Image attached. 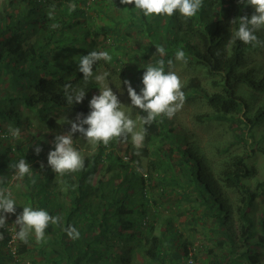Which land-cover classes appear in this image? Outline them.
I'll return each instance as SVG.
<instances>
[{
	"label": "trees",
	"instance_id": "trees-1",
	"mask_svg": "<svg viewBox=\"0 0 264 264\" xmlns=\"http://www.w3.org/2000/svg\"><path fill=\"white\" fill-rule=\"evenodd\" d=\"M52 4H55L54 18L50 19L48 10ZM71 4L76 5L75 11H69ZM89 4L88 0H10L9 11L0 12V83L3 86L0 88V177L5 181L0 187L7 188L9 172L16 171L11 166L26 159L32 166V176L19 181L22 195L29 198L33 208L62 217L59 225H49L46 229V243L37 245L33 234L28 244L13 239L9 246L11 236L19 231V227L14 231L9 228L10 218L15 215L9 214L8 229L3 230V239H0V264H20L26 260L29 264H131L136 257L146 264H179L183 258L193 264L196 256H188L190 242L173 237L176 229L170 220H163L166 230L160 235L155 232L154 218L148 216H156L151 206L157 199L170 196L165 190L167 179L159 174L153 176L152 161L144 172L133 150L125 149L116 158L112 150L106 151L101 144L94 156L84 158V170L74 173V177H59L48 166V153L54 150L52 141L62 130L54 115L56 111L86 116L90 111L87 101L85 105L66 104L63 86L74 87L82 82L83 74L77 70L80 57L104 50L102 40L112 32L108 25L90 28L86 13ZM128 8L144 22L150 40L157 41L152 24L143 13L134 5ZM250 9L241 0H203L197 15L187 21L178 13L172 17L150 18L154 23L162 22L166 33L173 32V48L182 49L190 64L202 69L212 79L211 85L218 89L208 93L195 77L182 88L185 102L198 97L209 109L208 113L195 116L197 123L230 119L246 122L251 128L264 121V76H256L254 70L241 71L247 54L262 46L231 41L238 30L239 17L250 18L254 13ZM54 23L60 27L52 28ZM256 35L264 41L258 32ZM171 53L172 49L167 50L153 65L159 59L166 63ZM110 68L108 62L101 60L94 71L104 73ZM132 81L137 82L136 87L141 86L136 78ZM242 85L260 96V103L251 116H247L249 106L240 95ZM90 88L86 96L98 95ZM167 120L158 119L150 126L145 125L147 135L141 153L145 155L153 141L170 140L162 152L166 159L162 162L168 168V161L175 155L176 164L186 177L182 199L202 207L204 219L212 225L209 241L213 244L200 264H264V208L258 218L254 220L252 216L256 201L264 195V180L251 188L246 179L253 169L245 162L246 157L257 151L264 159V147L228 154L214 170L181 130L165 129ZM7 126L20 130L35 126L37 132H44L42 127H45L51 134L45 141L37 139L35 146L39 145L42 151L36 155L35 147L28 151L22 144H4L11 136ZM260 139L264 140V133ZM241 141V138L237 140ZM115 143H110L108 149L114 148ZM105 160L114 162L117 172L110 174L106 181L100 177L95 185L91 184L96 166ZM160 160L161 157L156 166H161ZM112 167L108 165L107 172ZM114 179L117 184H113ZM157 179L158 198L150 196L151 183ZM22 211L23 207L16 206V213ZM68 225L78 229L79 239L67 236L63 229Z\"/></svg>",
	"mask_w": 264,
	"mask_h": 264
},
{
	"label": "rangeland",
	"instance_id": "rangeland-1",
	"mask_svg": "<svg viewBox=\"0 0 264 264\" xmlns=\"http://www.w3.org/2000/svg\"><path fill=\"white\" fill-rule=\"evenodd\" d=\"M10 0H0V12L5 13V10L9 11L8 2ZM90 6L86 10L87 15L89 16V26L94 28L96 26L108 25L112 28V32L105 36V39L102 40V51H108L112 56V60L108 62L111 67L109 72L110 75L107 78V83L112 88L113 92L118 96L122 104H124L125 110L128 111L131 101L127 94V86L123 84V81L128 80L131 82L132 87L139 93L140 91L137 88H142V76L145 71V66L148 64H153V61L161 58L159 54L156 53L155 46H163L165 50L172 49V53L169 56V59L173 60V67L168 68L167 62L165 63L166 71L172 70L177 73L180 77L183 88L188 83L191 78H197L202 85V88L208 93H213L218 91L217 88H214L211 85L212 79H209L205 76L202 69L197 66L191 65L188 58L187 64L175 60V53L178 49L173 48L171 37L173 32L166 33L163 28V23H154L153 20L147 18V21L152 24L151 29L153 30L157 41H151L150 37L146 35V28L144 22H141L136 14L129 12L128 7L132 5H122L120 0H88ZM252 11L254 8L251 6ZM137 16V15H136ZM153 22V23H152ZM264 30V29H262ZM257 31L258 34L264 40V31ZM168 59V60H169ZM167 60V61H168ZM254 70V74L258 77L264 76V46L255 49V51L249 52L247 54L246 61L241 68V71L245 70ZM97 74H103L102 71ZM133 78H136L140 87H136V81H132ZM218 80V78H215ZM134 82V83H133ZM82 82H79L77 85H81ZM74 86V87H75ZM3 87L0 83V88ZM88 89L93 87L99 94L100 85L95 83H90ZM196 95V94H195ZM241 97L247 102L249 106V111L246 112L247 116H251L254 110L260 103V96L249 90L245 86H241L240 90ZM92 97L85 96V99L82 103H89ZM19 110H23L24 114L27 113L26 109L19 107ZM209 109L206 107L204 101L200 98H194L189 102H185L183 108L178 111L175 116L167 120L165 129L175 128L176 131L181 130L180 132L186 136V139L190 143H195L200 150V153L204 156L206 164L209 165L211 169H217L220 164L223 162L224 158L228 154H240L249 150L250 148L264 147V140H261V135L264 133V121L262 124L249 127L244 122H239L237 120H224V121H209L204 123H197L195 121L196 115H201L208 113ZM55 113V111H54ZM142 112H139L138 109H134L132 112L133 119H137ZM55 118L58 123L62 126L61 134H65L70 131L71 125L69 123H64V117H67L68 120L75 121L77 114L73 112H60L56 111ZM86 116V115H84ZM242 120L245 121L244 118ZM85 127H87L85 125ZM10 126L6 127V131L9 132ZM13 128V127H11ZM45 129L44 132H37L35 126L31 129H22L20 130L19 138H13L12 136L8 137L7 141H4V144H22L27 147V150L30 151L31 148H34L36 145L37 139L40 141H45L46 137L51 134L50 129ZM166 130V131H167ZM173 131H169V134H172ZM11 135V134H10ZM241 138L243 141L237 142ZM74 147L80 151L81 155L85 157L94 156L96 146L89 145L82 137L79 132L73 135ZM17 140V141H16ZM169 139L166 141L156 140L149 144L148 152L145 155H142L141 149L139 150L140 155V166L143 168V171L147 170L150 162L154 165L152 169L153 176L156 177L158 174L167 179V185L165 190L170 194V196L163 197L162 199H157L156 203L151 206L152 210H156V216L148 214L150 218H154L156 233L162 235V232L165 231L164 219H169L172 223V227L176 229V234L173 236L180 240H185L190 242L188 249L190 250L188 256L195 254L196 259L193 264H200L202 257L205 256V252L213 244V241H209L211 238V229L212 225L208 219H204L202 215V207L197 206L190 201L182 199L181 194L186 190L184 187V182L186 177L180 171V168L176 164L175 155L170 158L169 167H166V159L162 156V152L165 149V145L169 142ZM246 142V143H245ZM114 148L108 149L106 151L112 150L111 152L115 153V157L122 156L125 149L133 150L134 149L130 139L127 143H115ZM227 149V150H226ZM161 157V166H156L155 162ZM154 162V163H153ZM245 162L248 167L253 169L251 176L246 179V183L254 188L257 183H261L264 180V159L259 151L255 154H250L245 158ZM108 165H113V170L107 172L106 167ZM97 171L94 172L91 179V184H96L97 180L102 177L104 181L108 180L110 174L117 172V165L114 162H109L105 160L104 162L96 166ZM58 176V175H57ZM69 176L74 177L75 174H69ZM60 177V176H59ZM6 178V177H5ZM174 178V182L173 181ZM7 179V188L12 192V196L16 201V205L23 207L29 204L28 197L22 195V190L17 187L19 181L15 179V172H9V177ZM5 179V180H6ZM157 182V184H156ZM113 184H117V179H114ZM26 184L24 185V187ZM27 187V186H26ZM159 190V181L157 179L153 180L150 188V196L158 198ZM51 195V194H48ZM156 195V196H155ZM194 196V195H191ZM229 196L233 194L229 193ZM263 197L259 198L256 201V206L252 214L254 220L258 218V215L264 208ZM50 199V198H49ZM54 200V198H51ZM57 203V202H56ZM56 209V205L54 206ZM21 213V212H20ZM20 213H16L13 217L10 218V215L7 216L8 226L12 231L17 230L18 226L14 225L16 216ZM203 217V218H202ZM10 220L8 221V219ZM8 227H6V230ZM4 229H0V232L4 234ZM174 232V231H173ZM165 233H163V236ZM205 248V249H204ZM3 250V248H2ZM137 257L132 260L131 264H146L142 262L141 259ZM136 260V261H135ZM179 264H190V260L183 258L178 262ZM20 264H29L22 262Z\"/></svg>",
	"mask_w": 264,
	"mask_h": 264
},
{
	"label": "clouds",
	"instance_id": "clouds-1",
	"mask_svg": "<svg viewBox=\"0 0 264 264\" xmlns=\"http://www.w3.org/2000/svg\"><path fill=\"white\" fill-rule=\"evenodd\" d=\"M246 5L254 8V13L248 16L239 17L238 30L232 35L231 41L237 40L245 45L252 47L264 46L256 32L264 29V0H241ZM122 5H134V8L143 13L146 18L172 17L177 13L184 20L197 15L203 7V0H120ZM76 5L71 4L69 11H75ZM55 4H52L48 10L50 19L54 18ZM233 20L232 22H234ZM60 27L59 24H52V28ZM156 53L161 57L166 55L163 46H155ZM110 62L112 56L108 51H91L87 55H82L78 62V71L83 74L82 84L73 87L71 84H65L62 92L66 104L82 103L88 91V85L95 83L100 85L99 94L93 95L89 101L90 111L87 116L77 114L75 121L64 117V123L71 125L70 131L56 135L52 144L54 150L49 151L47 163L51 170L58 176H65L84 170V157L74 145L73 135L77 132L93 148L103 145L107 148L113 141L117 143H127L130 139L135 151V155H140L147 128L158 119L163 122L164 118L171 119L180 111L186 101V95L182 91L183 83L175 71L165 70V60L159 59L155 65L148 64L142 76L140 92L132 87L128 80L123 81L127 86V94L131 104L126 111L124 104L121 103L118 96L106 82L110 73L104 72L97 74L94 66L99 61ZM175 60L187 64L188 58L182 49L175 53ZM167 66L171 69L173 60L167 61ZM138 109L145 115L133 119L132 112ZM85 125L87 127H85ZM9 133L13 138H19L20 129L9 128ZM35 154L39 155L42 148L37 145L34 148ZM15 179L22 181L25 176H32V166L26 159H20L18 163L13 164ZM43 167V165H41ZM35 181L33 180V183ZM5 183L3 177H0V185ZM20 185L18 184L17 187ZM16 201L12 192L6 187H0V229L7 227V216L16 214ZM62 217L59 215H50L44 209L33 208L31 204L23 206V211L16 216L14 225L19 227L15 231L14 239L28 244L29 237L34 234L37 245L46 243V229L49 225H59ZM67 236L72 240L80 238V232L73 225H68L63 229ZM0 239H3V233L0 232Z\"/></svg>",
	"mask_w": 264,
	"mask_h": 264
},
{
	"label": "built area",
	"instance_id": "built-area-1",
	"mask_svg": "<svg viewBox=\"0 0 264 264\" xmlns=\"http://www.w3.org/2000/svg\"><path fill=\"white\" fill-rule=\"evenodd\" d=\"M13 237H14V235L11 236V241L8 242V245L10 244L9 246H11V244L13 243V239H14Z\"/></svg>",
	"mask_w": 264,
	"mask_h": 264
}]
</instances>
